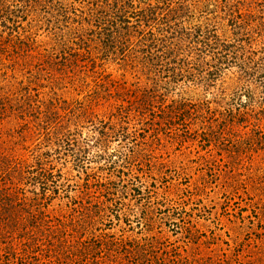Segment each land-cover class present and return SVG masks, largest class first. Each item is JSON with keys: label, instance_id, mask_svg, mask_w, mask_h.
<instances>
[{"label": "rangeland", "instance_id": "1", "mask_svg": "<svg viewBox=\"0 0 264 264\" xmlns=\"http://www.w3.org/2000/svg\"><path fill=\"white\" fill-rule=\"evenodd\" d=\"M0 264H264V0H0Z\"/></svg>", "mask_w": 264, "mask_h": 264}]
</instances>
